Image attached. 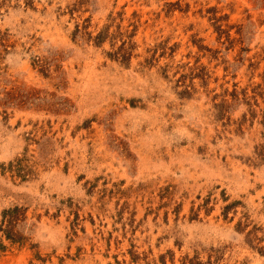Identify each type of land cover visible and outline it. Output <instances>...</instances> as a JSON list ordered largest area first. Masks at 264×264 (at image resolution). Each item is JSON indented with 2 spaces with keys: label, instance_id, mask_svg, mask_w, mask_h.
<instances>
[{
  "label": "rangeland",
  "instance_id": "374dc122",
  "mask_svg": "<svg viewBox=\"0 0 264 264\" xmlns=\"http://www.w3.org/2000/svg\"><path fill=\"white\" fill-rule=\"evenodd\" d=\"M0 264H264V0H0Z\"/></svg>",
  "mask_w": 264,
  "mask_h": 264
},
{
  "label": "trees",
  "instance_id": "16d2710c",
  "mask_svg": "<svg viewBox=\"0 0 264 264\" xmlns=\"http://www.w3.org/2000/svg\"><path fill=\"white\" fill-rule=\"evenodd\" d=\"M79 28V27H78ZM107 34V30L99 32L94 38H95V43H100L103 41ZM111 56L114 57H121L122 61H127L129 60L131 53L121 49L119 51L114 52L113 54H110ZM17 173H19L20 169L16 168L15 170ZM2 217H3V224H5V228L3 229V232L5 233L6 237L10 239L13 242L17 241H22L23 237L20 236L15 230V224L17 223L18 220L21 218H25V211L23 207H19L17 205L7 208L3 210L2 212ZM2 229V228H1Z\"/></svg>",
  "mask_w": 264,
  "mask_h": 264
}]
</instances>
